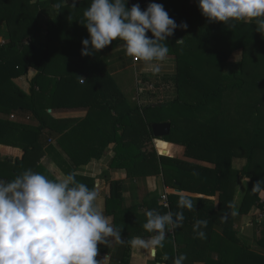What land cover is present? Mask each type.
<instances>
[{
	"label": "trees",
	"instance_id": "16d2710c",
	"mask_svg": "<svg viewBox=\"0 0 264 264\" xmlns=\"http://www.w3.org/2000/svg\"><path fill=\"white\" fill-rule=\"evenodd\" d=\"M149 1L163 4L177 25L188 24L186 30L175 29L174 35L169 36L168 47L169 54L178 62L174 86L193 96L194 101L174 98L158 104L129 103L114 78L102 72L100 64L104 56L124 41L117 39L102 50H92L89 56L81 55L82 40H90V34L80 21L84 20L83 12L92 0H79L75 7L64 0H48L46 3L53 4L56 15L45 22L38 16L43 2L0 0V22L6 21L10 33V40L0 43V111L8 114L29 111L38 121L31 124L0 118V144L23 150L21 159L0 155V180L13 179L29 168L56 179L41 159L49 149L52 135L46 129L54 130L58 126L54 123L59 120L49 123L44 113L49 107H85L87 114L83 121L94 125L100 141L65 146L75 165L65 170L66 174L77 172L89 160L101 156L110 143H115L113 167L125 169L129 174L162 173L167 184L185 191L218 193L217 206L214 201L193 198L195 208L182 210L177 207L179 195L169 194V206L161 204L155 208L161 215L173 213L174 222L178 211H183L185 217L182 226L174 227V233L166 238L163 251L156 253L157 262L171 264L178 255L186 254L184 264L195 260L205 264H264V228L257 240L258 247L252 248L234 228L232 213L241 171L251 174V180L239 214L249 213L254 207L264 211L261 194L252 193L254 184L264 180V34L256 30L255 21L236 22L234 29L223 22H209L205 28L201 17H206L199 3L191 0ZM125 3L131 8L129 0ZM57 4L61 5L59 9ZM140 7L146 10L148 5L140 4ZM42 31L46 32L44 44L39 41ZM185 35L183 44H177ZM238 49L242 51L238 68L223 72L231 53ZM51 53L77 58L78 67L72 59L66 75L59 78L46 75ZM257 63L263 69L252 72L251 67ZM88 64L94 65L97 72L82 75L79 68ZM29 68L38 72L27 95L13 79L27 74ZM182 98L187 99L183 95ZM167 121L172 127L170 134L162 138L164 141L199 150L203 152L201 157L213 156L215 167L163 156L168 154L161 149L158 152L163 155L159 156L149 147L154 138L151 125ZM240 150L248 154L242 170L233 163L234 151ZM84 184L90 189L94 187L91 182ZM261 186L264 188V184ZM110 188L106 208L115 228H120L121 234L133 229L136 232L140 221L147 222L146 212L140 215L138 205H123L119 181H111ZM222 216L226 220L222 221ZM196 220H207V227L199 229L206 233V239L196 238L193 231ZM173 240L184 246L175 250ZM127 250L128 245L123 262L127 261ZM212 251H216L217 258L210 256ZM165 253L169 255L167 260L163 259Z\"/></svg>",
	"mask_w": 264,
	"mask_h": 264
},
{
	"label": "clouds",
	"instance_id": "9594fccd",
	"mask_svg": "<svg viewBox=\"0 0 264 264\" xmlns=\"http://www.w3.org/2000/svg\"><path fill=\"white\" fill-rule=\"evenodd\" d=\"M72 6H76L75 0ZM60 7L56 5L57 9ZM199 8L209 22H223L234 29L236 22L255 21L256 30L264 34V0H199ZM83 17L80 22L86 26L90 40H82V56L119 39L125 42L126 55L142 61L154 75L162 71L169 55L170 49L163 42L174 35L177 27L188 28L186 22L177 25L163 4L155 2L142 10L139 3L128 8L125 0H92ZM149 31L154 38L149 37ZM176 43L183 44V39ZM76 176V172H71L62 180L50 179L29 168L13 179L0 180V264H103V260H97L99 245H109L108 237H114L120 245L145 249L155 258L157 250L164 248L166 226L183 224V211L175 213L174 222L171 212L161 215L149 210L143 228L156 234L148 240L136 236L125 241L121 229L115 228L104 214L97 189H90ZM262 184L264 180L257 181L252 193L264 196ZM177 207L192 211L193 198L179 194ZM221 220H226V216ZM207 223L196 220V238H207L199 230L206 228ZM163 259H169V255L165 253ZM186 259V254H180L174 264H184Z\"/></svg>",
	"mask_w": 264,
	"mask_h": 264
},
{
	"label": "crops",
	"instance_id": "0c3cea01",
	"mask_svg": "<svg viewBox=\"0 0 264 264\" xmlns=\"http://www.w3.org/2000/svg\"><path fill=\"white\" fill-rule=\"evenodd\" d=\"M33 2H43L41 7L38 9V16L43 22L49 18H53L56 15L53 4L47 2L48 0H32ZM65 3H73V0H64ZM79 0H75L77 2ZM193 2L199 3V0H191ZM131 5L147 4L151 2L149 0H129ZM201 25L203 27H208L209 21L207 18L201 17ZM45 31H42L41 37L39 39L41 44H44L45 41ZM149 37H153V34L149 31ZM187 38L185 35L181 39L183 41ZM10 40V33L6 21L0 22V43H6ZM171 38L168 37L163 43L169 44ZM242 53L241 49L234 50L227 63L230 61H235V64L239 61V55ZM72 59L76 60L71 56H65L58 53H51L48 58L47 69L45 71L46 75L50 77H61L66 75L69 72V62H72ZM76 65L78 67V60ZM102 65V72L110 74L118 88L125 95L129 103H137L136 98L140 97L141 101L154 104L152 100L161 96L170 95L177 96L179 100H189L194 101V97L185 93L183 90L176 89L172 85L173 79L178 71V62L177 58L169 54L166 61L164 62V67L159 74H152L151 71L146 70L144 63L134 61L133 58L126 55L125 42L120 46L113 49L100 60ZM227 65V64H226ZM78 71V69H77ZM79 71L82 72V75H86V72H97V68L88 64V67H80ZM233 71V70H232ZM37 70L34 68H29L27 74L21 75L15 79L13 82L27 95L30 94L31 81L36 76ZM151 82L152 84L160 83L162 86L156 85V89L151 92L146 90V82ZM168 84L169 87L165 89L166 86H163L164 83ZM171 84V85H170ZM164 91V92H163ZM186 96L187 99L182 98ZM140 105V104H138ZM87 114V109L85 107H49L46 109V118L49 123H52L53 120H59L54 124L55 129H46V132H52V135L49 138V149H46L44 156L41 159V162L46 166L47 169L52 173L56 179L66 178L65 170H68L70 167L75 168L73 160L69 156L65 146L73 147L80 145V143H87L90 145L93 142H99L100 139L96 137L94 133V125L83 121L84 117ZM0 118L9 119L12 121H18L22 123H31L36 124L38 121L35 119L31 113L26 111H16L8 114L7 112L0 111ZM91 132V134H89ZM67 134V136H65ZM96 137V138H95ZM95 138V139H94ZM154 146L156 147L155 151L159 156L163 155L158 152L159 149L165 151L168 155L174 158L184 160L186 162H191L198 164L202 167H215L214 157H207V154H204L205 157H201L203 152L196 149H188L185 145L164 141L162 138H153L152 139ZM115 143H110L104 150L103 154L98 158L94 157L89 162L78 168L76 171V179L82 183H92L94 187L99 192V204L102 207L104 214L111 218V221L114 225V220L111 215L107 213L106 202L110 196L111 181H119L122 188V203L125 207H131L138 205L140 207L139 214L142 215L149 210H155V208L162 204V196L169 194H181L184 193L192 198H203L215 202V205L218 204V193L215 195H206L199 193L194 189L181 190L173 187L170 184L165 182V177L162 173H147V174H129L125 169L116 168L111 166V161L115 156L114 151ZM67 148V147H66ZM0 155L1 157H14L21 159L23 156V150L20 147L0 144ZM246 151H234L233 163L238 169L242 170L246 163L247 157ZM53 163L55 165H49ZM53 167H56V169ZM251 180V174L240 172L239 179L236 185V191L234 195L232 213L233 215V226L236 228L238 234L242 236L245 242L252 248H257V240L261 237V230L264 228V211L260 208L254 207L249 213L239 214V209L242 204L244 195L247 191ZM262 201H264V196L261 195ZM163 205V204H162ZM139 228L133 230H128L124 234H121L123 240H127L129 236L131 238L139 236L145 240L150 239L155 233L150 234L145 231L143 228L142 222ZM146 223V222H145ZM174 233V228L172 226H166V238L170 234ZM128 235V236H125ZM217 235H220V232L217 231ZM110 241L109 245L100 244L99 245V254L97 260H103V264H165L159 263L153 258L149 252L145 249H137L128 246V255L126 257V262H123L124 252L126 245H120L116 243L114 237H108ZM130 240V239H129ZM175 250L183 247L184 245L177 244L173 240ZM163 251V249H158L157 252ZM210 256L217 258L216 251H212ZM156 257V256H155ZM174 264V263H171ZM186 264H205L204 261H191Z\"/></svg>",
	"mask_w": 264,
	"mask_h": 264
},
{
	"label": "rangeland",
	"instance_id": "374dc122",
	"mask_svg": "<svg viewBox=\"0 0 264 264\" xmlns=\"http://www.w3.org/2000/svg\"><path fill=\"white\" fill-rule=\"evenodd\" d=\"M43 41H45V40H43ZM241 59V53H240V55H239V60ZM227 64V65H226ZM225 65H224V67L222 68V71L223 72H230V71H232V70H235V69H237L238 68V64L236 63L235 64V61H230V62H228V63H226ZM251 71L252 72H258L259 70H262L263 68H262V65H260L259 63H257L254 67H251ZM162 83H164V82H162ZM154 85V87L156 88V86H155V84H153ZM156 85H158V86H162L160 83L159 84H156ZM168 84H166V83H164V85L163 86H166L165 87V89L166 88H168L169 89V87L167 86ZM171 85V84H170ZM174 87V88H176L175 86H174V83L172 82V85L170 86V87ZM151 92H153V91H151ZM164 92V91H163ZM174 98H178V99H180L179 97H177V96H170V95H166L165 94V96H161V97H158V98H154L153 100H152V102L154 103V104H158V103H162V102H168V101H170V100H172V99H174ZM226 98V97H225ZM136 102H137V104H142V105H144V104H147L148 103V100H145L144 102H142L141 101V99H140V101H138L137 100V98H136ZM149 147H152L153 149H156V147L154 146V143H153V141L149 144ZM53 165H55V164H53V163H51L50 165H49V167L50 166H53ZM56 169V167H53V169Z\"/></svg>",
	"mask_w": 264,
	"mask_h": 264
},
{
	"label": "water",
	"instance_id": "95a60500",
	"mask_svg": "<svg viewBox=\"0 0 264 264\" xmlns=\"http://www.w3.org/2000/svg\"><path fill=\"white\" fill-rule=\"evenodd\" d=\"M170 122H158L151 125L152 134L155 138H163L170 134L171 132ZM156 234V233H155Z\"/></svg>",
	"mask_w": 264,
	"mask_h": 264
},
{
	"label": "built area",
	"instance_id": "2783aa9c",
	"mask_svg": "<svg viewBox=\"0 0 264 264\" xmlns=\"http://www.w3.org/2000/svg\"><path fill=\"white\" fill-rule=\"evenodd\" d=\"M83 80H81L82 82ZM159 84V83H158ZM156 86V85H155ZM156 88L154 87V85L151 83V82H146V90L147 91H154ZM138 101H140V97L138 96L137 98ZM162 204L165 206V207H168L169 206V202H168V198L166 195H163L162 196Z\"/></svg>",
	"mask_w": 264,
	"mask_h": 264
}]
</instances>
